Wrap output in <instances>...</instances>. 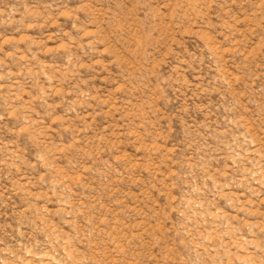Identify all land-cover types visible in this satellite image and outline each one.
<instances>
[{"label": "rangeland", "instance_id": "rangeland-1", "mask_svg": "<svg viewBox=\"0 0 264 264\" xmlns=\"http://www.w3.org/2000/svg\"><path fill=\"white\" fill-rule=\"evenodd\" d=\"M0 264H264V0H0Z\"/></svg>", "mask_w": 264, "mask_h": 264}]
</instances>
